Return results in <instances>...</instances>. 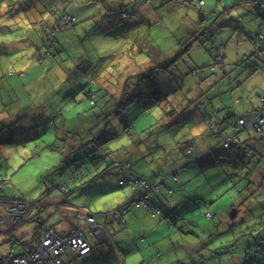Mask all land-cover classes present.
Here are the masks:
<instances>
[{"label": "clouds", "instance_id": "clouds-1", "mask_svg": "<svg viewBox=\"0 0 264 264\" xmlns=\"http://www.w3.org/2000/svg\"><path fill=\"white\" fill-rule=\"evenodd\" d=\"M0 264H264V0H0Z\"/></svg>", "mask_w": 264, "mask_h": 264}, {"label": "trees", "instance_id": "trees-1", "mask_svg": "<svg viewBox=\"0 0 264 264\" xmlns=\"http://www.w3.org/2000/svg\"><path fill=\"white\" fill-rule=\"evenodd\" d=\"M152 87L154 88L155 87V85H152ZM150 90V89H149ZM153 94H157L158 95V92L157 93H153Z\"/></svg>", "mask_w": 264, "mask_h": 264}]
</instances>
